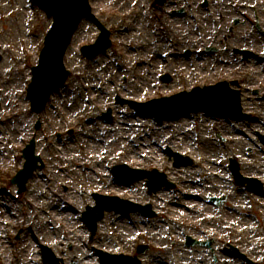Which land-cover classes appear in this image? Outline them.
<instances>
[{
  "label": "rangeland",
  "instance_id": "obj_1",
  "mask_svg": "<svg viewBox=\"0 0 264 264\" xmlns=\"http://www.w3.org/2000/svg\"><path fill=\"white\" fill-rule=\"evenodd\" d=\"M203 2L171 0L173 8L189 5L199 26L194 30L167 17L158 37L148 0H90L111 30L113 45L93 60L83 57L82 46L94 43L100 33L84 20L65 58L71 71L67 84L37 114L27 90L52 22L33 0H0V264H43L42 245L63 260L60 264H99L97 249L136 256L144 244L149 250L138 256L143 264H246L223 252L230 246L264 264V190L236 185L229 169L236 158L243 176L264 183V144L258 136L264 135V35L254 22L264 31V0H213L206 9ZM235 19L241 24L235 26ZM201 39L208 46L240 47L259 57L242 66L233 59V65L221 67L220 58L215 62L217 56L199 48ZM186 46L198 49L185 58ZM163 75L171 81L161 82ZM222 80L236 82L231 88L241 91L249 119L199 112L157 122L120 102H146ZM108 110L109 120L104 116ZM32 139L45 167L19 194L11 179L24 168L23 150ZM167 148L191 157L193 165L174 167ZM119 164L156 168L175 187L150 195L144 181L116 180L112 168ZM185 190L201 199L185 198ZM94 192L151 204L156 216L106 213L91 238L82 213L95 205ZM213 196L226 200L212 205ZM187 237L211 239V248L187 246Z\"/></svg>",
  "mask_w": 264,
  "mask_h": 264
},
{
  "label": "water",
  "instance_id": "obj_2",
  "mask_svg": "<svg viewBox=\"0 0 264 264\" xmlns=\"http://www.w3.org/2000/svg\"><path fill=\"white\" fill-rule=\"evenodd\" d=\"M42 9L47 13L48 18L54 19L53 28L50 30L46 37L45 48L41 55L40 65L34 69L33 82L29 89V96L32 99L33 110L41 112L51 96L57 89L63 86L68 78L69 72L65 70L63 65V56L71 41L72 35L76 30L80 20L83 16H90V8L87 0H36ZM104 37H101L102 40ZM108 39V36L105 37ZM101 43L99 42L94 46V53L90 56L97 54L101 51ZM106 46V45H104ZM103 47L102 50H105ZM89 50V49H88ZM226 86L225 84H219L216 87H208L205 89H195L192 93L186 94V96H192L193 108L192 110H203L209 113H217L219 111L214 110L212 104H219L222 100L215 92L219 88ZM185 95V94H184ZM214 96V98H212ZM173 99V98H172ZM240 102L239 98H236V104ZM137 107V105H134ZM241 108L238 107V110ZM40 124L38 123V127ZM34 141L25 149L24 154L27 162L25 168L15 177L14 183L19 186V193L26 190V184L29 178L33 175L34 171L39 167L38 162H42L41 158L34 154ZM180 162V160H178ZM42 167L43 162H42ZM234 168V167H233ZM115 173L122 178L128 172L136 174L132 177L133 180L150 178L149 186L154 190H157L161 186L169 185L164 177L158 174L157 171L147 173L144 171L131 170L127 166H117L114 169ZM239 178H242L238 175ZM254 181V180H253ZM98 205L89 209L85 213V220L93 232L96 231L97 221L103 218L105 210H116L123 213H130L133 211H142L151 215L150 207H141L139 205L122 201L117 197L96 196ZM103 258V264H141L139 260L132 259L124 256H111L101 253ZM238 254V252H237ZM49 254V249L44 248V260L51 264H56Z\"/></svg>",
  "mask_w": 264,
  "mask_h": 264
},
{
  "label": "bare ground",
  "instance_id": "obj_3",
  "mask_svg": "<svg viewBox=\"0 0 264 264\" xmlns=\"http://www.w3.org/2000/svg\"><path fill=\"white\" fill-rule=\"evenodd\" d=\"M120 94V93H119ZM89 173H91V171H89ZM95 173V172H94ZM211 173H213L214 175H216L217 177H221V174L220 173H218V172H211ZM223 180H221L220 179V182H222ZM192 184H195V183H192ZM199 187H201V185L199 184ZM197 190V189H196ZM207 191V193L208 194H210V193H215L216 195L217 194H219L217 191H215V190H213V191H209V190H206ZM224 191V190H223ZM199 192H200V190H199ZM165 195V193H160V195L161 196H164ZM181 194V193H180ZM234 194H236V191H231V193L229 194L230 196H231V198H234L235 197V195ZM182 195H184L185 196V198H190V199H193V200H200L201 198L199 197V195L197 196L196 194H194V190H185V192L184 193H182Z\"/></svg>",
  "mask_w": 264,
  "mask_h": 264
},
{
  "label": "flooded vegetation",
  "instance_id": "obj_4",
  "mask_svg": "<svg viewBox=\"0 0 264 264\" xmlns=\"http://www.w3.org/2000/svg\"><path fill=\"white\" fill-rule=\"evenodd\" d=\"M170 3H171V0H169V1L165 4V6L170 5ZM165 6H164V7H165ZM185 6H186V5H185ZM187 6H189V5H187ZM172 12H175V10H173ZM191 20H193L192 17L190 18V21H191Z\"/></svg>",
  "mask_w": 264,
  "mask_h": 264
}]
</instances>
